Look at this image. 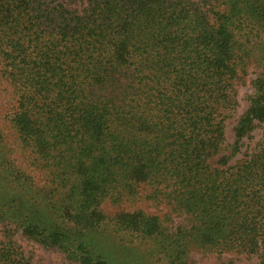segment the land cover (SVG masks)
I'll use <instances>...</instances> for the list:
<instances>
[{
    "label": "trees",
    "instance_id": "trees-1",
    "mask_svg": "<svg viewBox=\"0 0 264 264\" xmlns=\"http://www.w3.org/2000/svg\"><path fill=\"white\" fill-rule=\"evenodd\" d=\"M184 3L90 0L47 44L33 46L36 68L17 67L24 88L13 120L20 138L35 143L64 179L76 175L71 197L81 196L78 216L109 194L104 186L121 199L143 182L150 197L192 216L199 244L255 254L264 264V141L232 165L211 163L223 134L219 109L229 102L238 63L231 19L246 15L264 32V0H231L226 11L213 12V24ZM181 14L189 22H179ZM26 23L17 22L21 35ZM25 49L19 62H26ZM259 89L234 127L237 139L264 117V80ZM124 217L133 231L159 232L157 217ZM0 264L31 263L10 244L0 246Z\"/></svg>",
    "mask_w": 264,
    "mask_h": 264
},
{
    "label": "rangeland",
    "instance_id": "rangeland-1",
    "mask_svg": "<svg viewBox=\"0 0 264 264\" xmlns=\"http://www.w3.org/2000/svg\"><path fill=\"white\" fill-rule=\"evenodd\" d=\"M185 1L195 18L213 24V12L226 11L231 0ZM89 4L90 0H0V246L12 244L17 255L31 264H89L83 260L86 254L108 264H258L255 254L199 244L192 216L170 200L150 197L151 187L143 182L133 195L121 199L111 194L113 188L104 186L109 194L91 207L93 212L78 216L75 209L83 206L81 196L71 197L76 175L67 172L70 179H64L63 172L41 158L35 143L20 138L13 120L24 88L17 82V67L36 68L33 46L39 49L47 44L48 38L55 37L50 36L52 32L57 35L71 14H82ZM183 16L179 15V22H189ZM239 17L231 19L238 63L228 86L229 102L219 109L223 134L212 166L232 165L264 141V117L253 119L241 139L234 133L240 118L262 94L259 88L264 80V32L248 16ZM17 22H27L23 35ZM19 38L25 41L24 47L17 45ZM24 48L25 63L19 62ZM221 158L226 161L223 166L218 164ZM141 211L147 218L157 217L160 233L144 234L125 226L124 216ZM56 232L61 233L57 240Z\"/></svg>",
    "mask_w": 264,
    "mask_h": 264
}]
</instances>
